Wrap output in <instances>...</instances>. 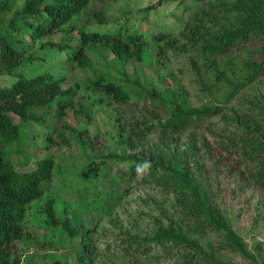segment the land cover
I'll list each match as a JSON object with an SVG mask.
<instances>
[{
  "label": "trees",
  "instance_id": "obj_1",
  "mask_svg": "<svg viewBox=\"0 0 264 264\" xmlns=\"http://www.w3.org/2000/svg\"><path fill=\"white\" fill-rule=\"evenodd\" d=\"M113 1L0 0V77L16 79L12 86L0 88V264H25L20 248L30 242L38 249L53 250V238L48 239L47 234L36 238L31 233L35 221L42 232L62 228L70 238H81L83 251L74 259L77 264L94 263L96 225L81 237L72 226L66 203L48 194L44 187L55 176L57 154L74 144L87 145L94 151L96 156L88 169H94V164L128 161L133 164L134 174L149 162L146 180L174 198L171 208L178 220L168 215L169 222H162L152 236L120 231L126 254L149 255L160 250L170 256L168 259H176L175 264H229L193 238L194 232L201 231L220 236L218 251L240 254L252 264H264L249 251L228 216L213 202L196 137L191 135L184 149L179 143V136L192 123L223 114L224 133H220L218 145L238 157L237 166L245 170L249 182L264 188L262 101L251 100L245 114L226 113V105L264 77V0H192L196 12L177 34L132 29L129 21L123 24L111 12ZM156 1L143 13L190 0ZM149 45L157 49L165 70L170 55L188 56L206 90H217L221 105L198 107L188 99L169 100L162 89L150 91L132 81L127 67L143 64ZM109 61L106 66L102 63ZM112 64L119 66L115 74L111 72ZM88 69H93L94 78L74 80L77 72ZM38 70L41 72L31 73ZM124 82L152 100L151 115L156 123L145 118L129 123L120 118L119 110L129 106L133 96ZM82 86L86 93L79 95ZM103 105L119 112L117 148L107 155L95 147L94 140L101 135L92 137L89 131L79 130L68 121L72 111L91 124L92 111ZM159 110L166 114L164 118L157 114ZM35 128L42 130L43 143L33 138L30 146L47 155L37 159L35 170L24 171L20 167L29 163H16L10 147L22 146L23 131ZM156 130H160L159 142L151 143L149 136ZM203 145L211 149L207 142ZM185 223L192 226L187 229ZM113 224L119 227L117 221ZM67 260L65 254L62 261L53 264Z\"/></svg>",
  "mask_w": 264,
  "mask_h": 264
},
{
  "label": "rangeland",
  "instance_id": "obj_2",
  "mask_svg": "<svg viewBox=\"0 0 264 264\" xmlns=\"http://www.w3.org/2000/svg\"><path fill=\"white\" fill-rule=\"evenodd\" d=\"M156 2L114 0L111 12H114L121 23L126 24L129 21L132 29L143 30L148 34L166 31L177 34L192 19L197 9L190 0L186 3L165 4L150 14L143 13V9L156 5ZM145 51L143 64L127 67L128 76L132 81L139 82L141 87L150 91L155 88L162 89L169 100L188 99L193 106L198 107L206 104L221 105L217 90L214 88L206 90L201 78L193 70L188 56L170 55L165 70L153 45H149ZM102 63L106 66L111 62ZM96 67L103 69L99 64ZM118 67V64H112L111 72L115 74V68ZM40 72L41 70L31 73ZM74 78L81 82L87 78H94L93 69L81 70ZM15 81L16 79L11 76H2L0 88L10 87ZM123 84L133 96L130 105L119 110L120 118L129 123L144 118L152 124L156 123L157 120L151 115V111H154L152 100H147L139 94L133 84L125 82ZM80 91L79 95L86 93L83 86ZM254 98H259L264 105V77L243 90L231 104L226 105L227 115L247 113L248 107L251 106L250 101ZM116 110L115 107L106 105L94 109L91 124L76 117L71 111L68 121L79 130L89 131L92 137L101 135L100 139L94 140L95 147L97 152L107 155L113 148H117L119 112ZM157 114L162 118L166 116L160 110ZM222 115L200 123H192L179 136V143L184 149L190 143L191 135L196 137L195 141L200 151L199 159L204 162L206 178L211 183L213 202L228 216L232 228L244 238L249 251L259 262L264 263V188L249 182L247 174H244L245 170L237 166L238 157L218 145L220 133H224ZM159 132L160 130L154 131L148 140L151 143L159 142ZM41 133L40 128L29 132L24 130L22 146L10 147V153L16 163H29L20 167L24 171L35 170L37 159L47 155V152L30 146L33 138L38 143H43ZM204 142L211 146L209 151L205 149ZM74 145L70 150L57 154L55 176L53 181L44 187L48 194L53 193L66 203L72 226L80 231L81 237L96 225L94 241L97 249L94 251L93 264H175L176 259H168L170 256H164L160 250H154L149 255L134 252L126 254L121 247L123 237L120 234V231H123L149 237L162 222L164 225L169 222L168 215L178 220L171 208L174 203L173 196L165 194L161 187L146 180L147 168L140 167L132 174L133 164L128 161H116L106 165L94 164V169H88L87 166H91V159L96 156L94 151L87 145ZM121 152L122 150L119 151ZM130 152L135 153L133 150ZM113 221H117L120 228L116 227ZM185 225L187 229L192 226L189 223ZM31 233L36 238L42 234H47L50 240L53 238V250L38 249L36 243L30 242L28 246L20 248L25 264H53L62 261L65 254H68V260L64 264H77L74 258L83 251L81 238L76 240L70 238L62 228L42 232L37 221L32 224ZM192 236L198 239L206 250L214 251L218 258L226 263L252 264L250 259L240 254L218 251L216 248L220 236L216 233L200 231L194 232Z\"/></svg>",
  "mask_w": 264,
  "mask_h": 264
},
{
  "label": "clouds",
  "instance_id": "obj_3",
  "mask_svg": "<svg viewBox=\"0 0 264 264\" xmlns=\"http://www.w3.org/2000/svg\"><path fill=\"white\" fill-rule=\"evenodd\" d=\"M150 165H149V162H144V164L142 165V168H147V167H149Z\"/></svg>",
  "mask_w": 264,
  "mask_h": 264
}]
</instances>
